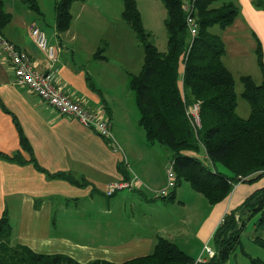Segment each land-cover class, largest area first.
I'll return each mask as SVG.
<instances>
[{
	"label": "crops",
	"instance_id": "1",
	"mask_svg": "<svg viewBox=\"0 0 264 264\" xmlns=\"http://www.w3.org/2000/svg\"><path fill=\"white\" fill-rule=\"evenodd\" d=\"M219 2H231L238 11L231 26L219 29L225 45L223 63L228 48L240 62L248 50L255 58L254 36L261 43L264 60V11L255 8L253 0ZM121 11L122 8V21ZM71 23L60 35L55 26L48 32L49 46L55 50V79L71 99L110 119L115 146L75 118L58 114L26 87L14 84L11 65L0 47V104L8 111L0 106V152L12 155L20 151L22 159L29 158L19 147L15 118L35 161L44 170L38 171L31 163L0 159V217L6 210L11 226L10 244L25 246L37 254L66 255L80 264L92 260L118 264L147 256L161 237L177 244L191 258L198 257L204 245L212 246L213 233L224 216L264 187V176L252 183L238 182L224 200L213 206L183 182L181 188L179 185L169 190L166 197L157 196V191L166 186L165 168L172 154L166 147L145 142L137 111L134 113L131 107L127 111V106L116 102L103 80L110 74L109 69L104 70L103 77L95 74L93 62L108 63L106 56L94 59L91 52L87 65L74 62L77 36ZM117 24V29H124L121 23ZM8 25L1 35L27 52L36 69L44 72L48 60L30 35L33 24L20 35L9 31ZM236 33L249 40L239 44L233 36ZM67 48L71 62L63 55ZM200 151L203 158L205 153ZM57 173L70 175L84 185L48 177ZM133 178L137 184L132 190L118 191L111 197L104 195L108 184ZM181 190L190 201L198 203V209L191 210L187 202L177 200ZM176 201L191 211L184 222L192 219L195 223L193 237L185 234L181 244L173 233L182 220L169 214L173 207L180 211Z\"/></svg>",
	"mask_w": 264,
	"mask_h": 264
},
{
	"label": "trees",
	"instance_id": "2",
	"mask_svg": "<svg viewBox=\"0 0 264 264\" xmlns=\"http://www.w3.org/2000/svg\"><path fill=\"white\" fill-rule=\"evenodd\" d=\"M85 0H58L54 6V26L58 35L69 29L74 2ZM165 9L164 28L167 35L166 51L161 53L149 41L144 30L136 0H122V21L133 31L143 47V63L139 73L128 75V88L134 94L138 125L148 145L166 147L172 154L175 188L187 182L213 206L224 200L238 182L252 183L264 173V60L260 41L255 38V60L261 74L260 84L249 75H241V97L249 113L246 118L237 114V94L232 73L223 63L225 45L221 37L210 30L218 26L225 30L233 24L237 7L220 0H197L198 30L188 47L189 35L182 0H161ZM30 7H38L27 0ZM255 8L264 11V0H253ZM0 0V32L11 22ZM107 43L102 41L92 57L104 59ZM182 67V72L180 68ZM199 103V126L187 114L188 107ZM1 109L8 112L0 104ZM21 151L12 155L0 152V159L16 164L31 163L44 171L35 161L29 142L19 123L13 119ZM205 156L200 159L199 151ZM222 166L224 171L218 170ZM254 176V177H252ZM75 186H83L64 173L48 174ZM174 188V189H175ZM256 217L254 228L264 230V187L253 192L238 207L226 214L212 236L214 257L206 264H225L241 244L240 235L247 222ZM11 226L7 211L0 217V264H80L66 255L37 254L21 245L10 244ZM254 243L264 247V239L255 237ZM193 258L177 244L159 237L152 252L118 264H186ZM86 264H116L92 260ZM250 264H264L250 258Z\"/></svg>",
	"mask_w": 264,
	"mask_h": 264
},
{
	"label": "rangeland",
	"instance_id": "3",
	"mask_svg": "<svg viewBox=\"0 0 264 264\" xmlns=\"http://www.w3.org/2000/svg\"><path fill=\"white\" fill-rule=\"evenodd\" d=\"M34 1L37 4L38 12L30 7L27 0H3L5 11L12 17V21L7 28L14 34L20 35L26 32L24 30L26 28L28 30V27L33 24L39 29L41 28L44 30L47 34V36L45 34V37L47 46L49 47L48 32L51 33L54 27V6L58 0ZM121 8L122 0H85L84 2L76 1L72 4L71 14L73 15V21L71 25L72 31L77 36V49L75 51L76 56H74V62L77 64L81 61L83 62L82 65H87L89 54L95 52L102 41L106 42L107 47L103 55L108 58V63L101 64L100 62H93L92 65H95L94 70L96 68L95 74L103 77L105 75L104 70L108 68L110 74L108 77H103V80L105 84L111 88V95L116 102L122 103L124 107L127 106V111H129L131 107L132 111L136 113L134 94L128 88L125 75L128 73H139L143 63V47L133 31L120 20L119 11ZM137 8L141 15L143 28L150 35L149 41L157 47L159 52H165L167 46V35L164 28L166 13L162 1L138 0ZM117 23H121L120 25H122L124 29H117L119 25ZM210 31L217 35L220 33L218 26H213ZM233 36L237 39L239 44H244L245 40H249V38L242 33H236ZM70 53L71 51L69 48L63 50V55L71 62ZM249 53L248 50L240 62L235 58L236 54L228 48V55L224 58V64L226 68L232 72L235 80V91L237 94L236 111L242 118L248 116L249 108L240 94L242 91V84L239 81V77L241 74H247L252 77L255 83L260 84L261 82L260 71L255 63V58ZM45 57H47V54H45ZM124 70L126 72H124ZM180 72H182V67L180 68ZM195 125L199 126V124L196 123ZM164 149L167 150V148ZM168 152L170 153V151ZM198 157L202 159L200 155H198ZM218 170L224 171V168L218 166ZM260 173H264V171ZM183 185L191 187L187 182H183ZM181 186L182 185H180L179 188H181ZM177 200L187 202L191 210L198 209V203L196 201H190V197L185 195L182 190ZM175 203L177 204V201ZM177 205L180 207V211L173 207L169 214L176 217L180 216L182 220V225L177 227L173 233V236L177 238L179 244H181L180 241L184 238L185 234H188L191 238L193 237L191 235L194 233L193 228L195 223L192 219L184 222L186 215L191 211L189 209L186 210V206L183 207V205L179 203ZM182 216L184 219H182ZM255 220L256 217L247 222L240 235L241 244L235 249L233 254L229 256L225 264H250V258H258L264 262V247L255 244L253 241L255 237L264 239V230L256 231L253 225Z\"/></svg>",
	"mask_w": 264,
	"mask_h": 264
},
{
	"label": "built area",
	"instance_id": "4",
	"mask_svg": "<svg viewBox=\"0 0 264 264\" xmlns=\"http://www.w3.org/2000/svg\"><path fill=\"white\" fill-rule=\"evenodd\" d=\"M197 0H182L181 9L185 15V25L188 31L190 47L192 39L197 34L198 23L195 17ZM30 34L35 45L47 54L48 63L46 70L40 72L32 62L27 52L18 49L15 45L5 39L0 33V47L11 65L14 84L23 86L36 94L44 103L52 107L58 114L75 118L83 126L91 129L94 133L113 143L112 124L109 118L100 111H93L83 106L81 103L71 99L55 79V51L47 46L45 34L36 26L30 27ZM199 103L191 104L187 109V114L191 116L194 124H199L198 120ZM173 161L170 160L165 168L167 183L165 188L157 191V196L166 197L169 190L175 187V173L173 171ZM137 184L135 178L123 179L119 182L110 183L104 190L106 197H111L118 191L132 190ZM215 251L208 245H204L201 254L186 264H206L214 257Z\"/></svg>",
	"mask_w": 264,
	"mask_h": 264
}]
</instances>
